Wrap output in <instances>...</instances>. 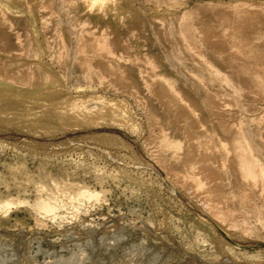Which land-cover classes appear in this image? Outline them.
I'll return each mask as SVG.
<instances>
[{
    "label": "rangeland",
    "instance_id": "1",
    "mask_svg": "<svg viewBox=\"0 0 264 264\" xmlns=\"http://www.w3.org/2000/svg\"><path fill=\"white\" fill-rule=\"evenodd\" d=\"M84 1L0 0V264H264V193L240 180L250 156L264 167V0ZM197 5L196 23L185 13ZM196 43L222 51V71ZM190 120L215 162L198 158Z\"/></svg>",
    "mask_w": 264,
    "mask_h": 264
},
{
    "label": "bare ground",
    "instance_id": "2",
    "mask_svg": "<svg viewBox=\"0 0 264 264\" xmlns=\"http://www.w3.org/2000/svg\"><path fill=\"white\" fill-rule=\"evenodd\" d=\"M52 1V0H51ZM84 1V0H83ZM88 1V0H87ZM98 1V0H97ZM100 1V0H99ZM47 2V1H46ZM46 2H44L45 3V5H46ZM49 2V1H48ZM74 2V1H73ZM86 1H84V3H85ZM91 2V1H90ZM44 3H43V5H44ZM62 3V2H61ZM83 3V4H84ZM89 3V2H88ZM97 3H99V2H97ZM50 2H49V4H47V6L49 7L50 6ZM86 4V3H85ZM92 4V3H91ZM94 4V3H93ZM238 4V3H237ZM44 5V6H45ZM53 5V4H52ZM87 5V4H86ZM90 5V4H89ZM204 5V4H203ZM229 5V4H228ZM239 5V4H238ZM43 6V7H44ZM201 5H197V6H195V7H193L192 9H190V10H188L186 13H185V15L187 16V17H189V20H190V18H192V20L193 19H195L196 20V23H197V21H199V20H201L202 19V17L201 16H197L196 14V9L197 8H201L200 7ZM218 6H219V4H218ZM252 6V5H251ZM41 7V6H40ZM51 7V6H50ZM233 7V6H232ZM237 7V6H236ZM258 7V6H257ZM52 8V7H51ZM203 8H204V6H203ZM49 9V8H48ZM230 9V8H229ZM237 9V8H236ZM51 10V9H50ZM204 10V9H203ZM202 10V11H203ZM238 10V9H237ZM243 10V9H242ZM238 12H240V11H238ZM42 13V12H41ZM44 13V12H43ZM42 13V14H43ZM47 13H48V11H47ZM244 13V12H243ZM240 14V13H239ZM44 15H45V13H44ZM52 15V14H51ZM228 15V14H227ZM45 16H47V15H45ZM195 17V18H194ZM45 18H48V17H45ZM178 18H180V17H178ZM186 18V17H185ZM223 18V17H222ZM177 19V18H176ZM188 19V18H187ZM227 19H228V17H227ZM153 20V19H152ZM194 20V21H195ZM224 20V19H223ZM49 21V20H48ZM156 23H157V20H154ZM12 22V21H11ZM50 22V21H49ZM184 22V21H183ZM217 22V21H216ZM234 22V21H233ZM19 23H20V21H19ZM191 23H193V22H191ZM220 23V22H219ZM222 23H223V21H222ZM15 24V23H14ZM209 24V23H208ZM210 26V25H209ZM224 26V25H223ZM1 27V26H0ZM48 27V26H47ZM20 28H21V26H20ZM162 28H164V27H162ZM1 29V28H0ZM98 29V28H97ZM182 29V28H181ZM2 30H4V28L2 29ZM107 30V29H106ZM144 30V29H143ZM185 30V29H184ZM5 31V30H4ZM147 31V30H146ZM208 31V30H207ZM232 32H233V30H231ZM141 32V31H140ZM185 32V31H184ZM198 31H196V33H197ZM225 32H226V30H225ZM229 32V31H228ZM0 33H1V30H0ZM26 33V32H25ZM114 33V32H113ZM192 33H194L195 34V31H192ZM217 33V32H216ZM230 33V32H229ZM6 34V33H5ZM167 34L169 35V33L167 32ZM182 34V33H181ZM210 34V33H209ZM226 34H227V32H226ZM2 35L3 36H6V35H4L3 33H2ZM1 34H0V36H2ZM8 35H9V33H8ZM31 35V34H30ZM116 35H117V33H116ZM206 35H208V34H206ZM206 35H204V36H206ZM223 35V34H222ZM227 35H229V34H227ZM226 35V36H227ZM263 35V34H262ZM164 36H166V34L164 35ZM230 37H231V35H229ZM229 36L227 37V38H229ZM236 36H237V34H236ZM114 37V36H113ZM196 37V36H195ZM199 37V36H198ZM198 37H197V40H200V37H199V39H198ZM203 36H201V38H202ZM207 37V36H206ZM233 37V36H232ZM264 37V36H263ZM5 39L6 38H9L8 36L7 37H4ZM117 38V37H116ZM185 38V37H184ZM191 38V40H193V38L192 37H190ZM189 38V39H190ZM205 37H203V39H204ZM208 38V37H207ZM1 39H2V37H1ZM113 39H115V37L113 38ZM166 39V38H165ZM202 39V40H203ZM209 39V38H208ZM211 39V38H210ZM209 39V40H210ZM230 40V39H229ZM237 40H240V39H237ZM245 40V39H244ZM260 40V39H259ZM5 41H7V40H5ZM170 41V40H169ZM194 41V40H193ZM10 42V41H9ZM116 42H117V39H116ZM187 42V41H186ZM197 42V41H196ZM231 42V41H230ZM237 42V41H236ZM198 43H199V41H198ZM229 43V42H228ZM4 44H6V43H4ZM11 44V43H10ZM9 44V45H10ZM118 44V43H117ZM186 44V43H185ZM195 44V43H194ZM194 44H193V53L196 55V56H199L200 57V59H202V60H204V61H206L207 63H208V65L209 66H211L212 68H214L215 70H214V72L216 71V72H218V71H222L223 70V68H224V54L222 53V51H220L219 53H220V56H218L217 54H215V55H217V57L216 56H211V55H209V56H206V54L205 53H207V52H205L204 50H203V48H204V46H203V44L202 45H198L197 43V45H195L194 46ZM199 44H201V41H200V43ZM225 44V43H224ZM241 44V43H240ZM250 44V43H249ZM263 44V43H262ZM188 45V44H187ZM187 45H185V46H187ZM253 45V44H252ZM255 45V44H254ZM13 46V45H12ZM214 46V45H213ZM225 46V45H224ZM1 47H3V46H0V48ZM256 47H257V45H256ZM4 48L5 47H3V51H4ZM7 48V47H6ZM115 49H117L118 50V48H115ZM137 49V48H136ZM211 49V48H210ZM210 49H208V50H210ZM135 50V49H134ZM188 50H190V48L188 49ZM187 50V51H188ZM264 50V49H263ZM1 51H2V49H1ZM31 51V50H30ZM135 51H137V50H135ZM191 51V50H190ZM190 51H188V53H190ZM212 52H213V50H211ZM233 51V50H232ZM242 51H244V50H242ZM253 51V50H252ZM255 51V50H254ZM262 51V50H261ZM26 52V51H25ZM264 52V51H263ZM6 53V52H5ZM215 52H213L212 54H214ZM217 53H218V51H217ZM236 53H238V52H236ZM176 54V53H175ZM193 54V55H194ZM6 55H7V53H6ZM9 55V54H8ZM99 55V54H98ZM191 55V54H190ZM236 55V54H235ZM240 55H241V52H240ZM243 55H245V53H243ZM123 56V55H122ZM151 56H152V54H151ZM195 56V57H196ZM13 57V56H12ZM16 57V56H15ZM101 57H102V55H101ZM242 57V56H241ZM247 57V56H246ZM248 58V57H247ZM195 59V58H194ZM198 58L196 57V60H197ZM200 59H199V61H200ZM236 59H237V57H236ZM36 60V59H35ZM38 60V59H37ZM106 60V59H105ZM113 60V59H112ZM115 60V59H114ZM251 60V59H250ZM118 61V60H117ZM130 61V60H129ZM159 61V60H158ZM240 61V60H239ZM238 61V62H239ZM114 62V61H113ZM115 62H116V60H115ZM119 62V61H118ZM189 62H190V60H189ZM193 62V61H192ZM198 62V61H197ZM203 62V61H202ZM230 62V61H229ZM232 62V61H231ZM237 62V63H238ZM241 62V61H240ZM253 62V61H252ZM251 62V63H252ZM117 63V62H116ZM120 63H124V62H121L120 61ZM128 63V62H127ZM132 63V61L131 62H129L128 64H131ZM158 63V62H157ZM188 63V62H187ZM191 63V62H190ZM201 63V62H200ZM206 63V64H207ZM250 63V62H249ZM248 63V64H249ZM15 64V63H14ZM118 64V63H117ZM128 64H126V65H128ZM133 64V63H132ZM186 64V62L184 63V65ZM189 64V63H188ZM188 64H187V66H188ZM231 64V63H230ZM248 64H246L247 66H248ZM119 65V64H118ZM120 65H122L123 66V64H120ZM135 65V64H134ZM160 65V64H159ZM192 65H194V64H192ZM201 65H202V63H201ZM201 65H200V67H201ZM238 65L239 64H237V67H238ZM243 65H245L244 63H243ZM252 65H254V63H252ZM12 66V65H11ZM10 66V67H11ZM92 66V65H91ZM130 66V65H129ZM128 66V67H129ZM131 66H133V65H131ZM195 66H198V65H195ZM205 66H207V65H205ZM232 66V65H231ZM236 66V65H235ZM94 67V66H93ZM111 67H113V65H111ZM111 67H110V69H111ZM124 67H126L125 65H124ZM134 67V66H133ZM133 67H131V68H133ZM183 67V66H182ZM185 67V66H184ZM204 67V66H203ZM233 68H234V66H232ZM12 68V67H11ZM44 68V67H43ZM113 68H116V66L115 67H113ZM120 68V67H119ZM127 68V67H126ZM130 68V67H129ZM129 68H127V69H129ZM135 68H137V70H138V67L136 66ZM192 68V67H191ZM191 68H189V69H191ZM197 68V67H196ZM204 68H206V67H204ZM229 68V67H228ZM231 68V67H230ZM236 68V67H235ZM233 69V71L234 70H236V69ZM251 68H253V66L251 67ZM31 69H32V65H31ZM31 69H30V71H29V73L31 74ZM121 69V68H120ZM120 69H119V71H120ZM124 69V68H123ZM134 69V68H133ZM161 69V68H160ZM160 69L158 70V71H160ZM187 69V68H186ZM188 69V70H189ZM194 69V68H193ZM198 70L200 69V68H197ZM239 69V68H238ZM238 69H237V71H238ZM256 69V68H255ZM8 70V69H7ZM19 70V69H18ZM25 70V72H26V69H24ZM34 70V69H33ZM46 69L44 68V71H45ZM94 70L96 71V72H98L99 74H100V76H102V75H105V70L103 69V67L101 66V65H96L95 66V68H94ZM112 70V69H111ZM110 70V71H111ZM122 70V69H121ZM230 70H232V68L230 69ZM242 70H244V69H242ZM257 70V69H256ZM255 70V71H256ZM262 70V69H261ZM264 70V69H263ZM23 71V70H22ZM35 71V70H34ZM124 71V70H123ZM123 71H120L118 74L120 75V77L121 78H124V73H123ZM126 71V70H125ZM130 71V70H129ZM132 71V70H131ZM191 71V70H190ZM190 71H189V73H190ZM193 71H195V69L193 70ZM202 71L205 73V70H203L202 69ZM227 71H229L228 69H227ZM254 71V70H253ZM254 71V72H255ZM25 72H24V74H25ZM128 72V71H127ZM136 72V71H135ZM156 72V71H155ZM208 72V71H207ZM206 72V73H207ZM6 73V72H5ZM10 73V72H9ZM41 73V72H40ZM45 74H48V73H46V72H44ZM129 73V72H128ZM139 74V72H136V74ZM187 73H188V71H187ZM191 73H192V71H191ZM210 73V72H209ZM219 73H221V72H219ZM218 73V75H217V77L220 75ZM258 73V72H257ZM22 74V73H21ZM34 74H35V72H34ZM37 74V73H36ZM42 74H43V70H42ZM41 74V75H42ZM50 74V73H49ZM137 74V75H138ZM193 74V73H192ZM198 74H200V73H198ZM232 74H234V73H232ZM260 74V73H259ZM258 74V75H259ZM9 75V74H8ZM17 75V74H16ZM32 75V74H31ZM127 75V74H126ZM130 75H132V73L131 74H129V76ZM137 75H135L136 77H138ZM196 75V74H195ZM192 76V75H190V76H192V77H195L196 78V76ZM210 75V74H209ZM216 75V74H215ZM257 75V74H256ZM261 75V74H260ZM37 76V75H36ZM35 76V77H36ZM51 75H49V77H50ZM211 76L212 75H210V76H208L207 77V79L210 77L211 78ZM213 76H214V73H213ZM12 77V76H11ZM10 77V78H11ZM24 77H25V75H24ZM32 76H30V78H31ZM42 77H44V76H42ZM42 77H36V78H42ZM99 77V76H98ZM125 77H128V76H125ZM130 77H132V76H130ZM158 77V76H157ZM4 78H5V76H4ZM7 78V77H6ZM1 79V78H0ZM16 79H18L17 77H16ZM19 79H21V77L19 78ZM44 79V78H43ZM129 79V78H128ZM133 79V78H132ZM139 79V78H138ZM137 79V80H138ZM176 79V78H175ZM197 79V78H196ZM200 79V78H199ZM3 80V79H2ZM1 80V81H2ZM8 80H9V78H8ZM14 80V79H13ZM12 80V81H13ZM48 80V79H47ZM123 80V79H122ZM125 81L127 80V79H124ZM130 80V79H129ZM140 80V82L141 81H144V80H141V78L139 79ZM150 80V79H149ZM162 80V79H161ZM164 80V79H163ZM165 80H166V78H165ZM209 80V79H208ZM207 80V81H208ZM212 80H213V78H212ZM212 80H210V81H212ZM7 81V80H6ZM31 81V80H30ZM45 81H46V78H45ZM131 81V80H130ZM133 81H134V79H133ZM160 81V80H159ZM205 81V80H204ZM19 82V81H18ZM38 82V81H37ZM44 82V81H43ZM129 82V81H128ZM132 82V81H131ZM139 82V81H138ZM178 82H179V80H178ZM178 82H176V83H178ZM199 82V81H198ZM10 83H12V82H10ZM17 83V82H16ZM15 83V84H16ZM34 83V82H33ZM133 84L135 83V82H132ZM174 83V82H173ZM181 83V82H180ZM182 83H183V81H182ZM204 82L202 81V84H203ZM207 83V82H206ZM29 84V83H28ZM43 84V83H42ZM41 84V85H42ZM136 84V83H135ZM141 84V83H140ZM200 84H201V82H200ZM209 84V83H208ZM211 84H213V83H211ZM210 84V85H211ZM216 84H218L217 82H216ZM215 84V87L217 86ZM17 85V84H16ZM29 85H31V84H29ZM33 85V84H32ZM35 85V84H34ZM39 85V84H38ZM179 83H178V87H177V85H175L177 88H175V89H178L179 88ZM183 85V84H182ZM185 85V84H184ZM261 85V84H260ZM37 86V85H36ZM134 86V85H133ZM188 86H190L191 87V85L189 84ZM214 86V85H213ZM233 86H234V83H233ZM28 87V86H27ZM143 87V86H142ZM142 87H141V89H142ZM171 87L173 88V86L171 85ZM218 87V86H217ZM31 88V87H30ZM132 88V87H131ZM183 88V87H182ZM187 88V87H186ZM189 88V87H188ZM258 88V87H257ZM144 89H145V87H144ZM191 89H192V87H191ZM235 89H236V87H235ZM169 90H170V86H169ZM168 90V91H169ZM174 90V89H173ZM178 90H180V88L178 89ZM178 90H176V91H178ZM190 90V89H189ZM201 90V89H200ZM214 90V89H213ZM213 90H211V92H214ZM218 90V89H217ZM223 90V89H222ZM138 91H139V89H138ZM163 91H164V89H163ZM166 91H167V89H166ZM204 91V90H203ZM236 91V90H235ZM131 92V91H130ZM191 93H192V91H190ZM202 92V91H201ZM222 92V91H221ZM228 92V91H227ZM241 92V91H240ZM152 93V92H151ZM162 93H164V92H161V94ZM226 93V92H225ZM251 93V92H250ZM263 93V92H262ZM135 94H136V92H135ZM137 94H138V92H137ZM141 94V93H140ZM148 94H149V92H148ZM153 94V93H152ZM165 94H166V92H165ZM165 94H163V95H165ZM168 94V93H167ZM174 94H175V92H174ZM181 94H183V93H181ZM186 95H187V90H186V93H185ZM216 94V93H215ZM170 95V94H169ZM195 95V94H194ZM199 95V94H198ZM223 95H224V93H223ZM248 95V94H247ZM246 95V96H247ZM144 96V95H143ZM166 96V95H165ZM175 96V95H174ZM177 96V95H176ZM191 96H192V94H191ZM201 96H202V94H201ZM213 96V95H212ZM227 96V95H226ZM135 97H137V96H135ZM172 97V96H171ZM170 97V98H171ZM192 97H194V96H192ZM230 97V96H229ZM139 98V97H138ZM144 98H145V96H144ZM148 98V97H147ZM168 98V97H167ZM194 98H197V97H194ZM216 98V97H215ZM215 98H211L210 100H209V102H211V103H216V104H219L220 105V107H221V104L223 103L222 101H218L217 100V98L215 99ZM233 98V97H232ZM232 98H231V100H232ZM140 99V98H139ZM226 99V98H225ZM224 99V100H225ZM260 99V98H259ZM145 100H146V98H145ZM149 102H150V98L149 99H147ZM221 100V99H220ZM234 100V99H233ZM155 101H156V98H155ZM229 101V99L227 100V102ZM263 101V100H262ZM157 102V101H156ZM155 102V103H156ZM225 102H226V100H225ZM226 102V103H227ZM235 102H238L237 101V98H236V101ZM146 103H148V102H146ZM155 103H154V107H155V110H157L156 109V106H158L159 107V104L157 105L156 104V106H155ZM149 104V103H148ZM190 104V103H189ZM199 104V103H198ZM224 104V103H223ZM140 105V104H139ZM145 105V104H144ZM235 105H236V103H235ZM238 105V104H237ZM244 105V104H243ZM202 106V105H201ZM228 106V105H227ZM163 107V105L161 106V108ZM178 107V106H177ZM195 107H197V105L195 106ZM223 107H225V106H223ZM237 107V106H236ZM238 108V107H237ZM149 111H150V106H149ZM177 109V108H176ZM211 109V108H210ZM245 109H248V108H245ZM244 109V110H245ZM254 110H255V108H253ZM152 110V109H151ZM154 110V111H155ZM194 110L196 111V115H200V113H199V111H198V109L197 108H194ZM249 110V109H248ZM147 111V110H146ZM148 111V112H149ZM159 111V110H158ZM178 111H180V110H178ZM206 111V110H205ZM245 111H247V110H245ZM153 112V111H152ZM177 112V111H176ZM210 112V111H209ZM237 112V111H236ZM239 112V111H238ZM250 112H252L251 110H250ZM254 112V111H253ZM118 113V112H117ZM156 113V112H155ZM177 113H179V112H177ZM211 113V112H210ZM147 114H149V113H147ZM206 114H207V112H206ZM220 114H222V112H220ZM151 115V114H150ZM159 115H162V114H159ZM158 115V116H159ZM181 115V114H180ZM185 115V114H184ZM171 116V115H170ZM207 116V115H206ZM149 117V116H148ZM163 117V116H162ZM150 118H151V116H150ZM241 118L242 117H240V122H244V121H242L241 120ZM149 119V118H148ZM188 119V118H187ZM259 119V118H258ZM257 119V120H258ZM264 119V118H263ZM152 120V119H151ZM244 120V119H243ZM246 120V119H245ZM250 120V119H249ZM262 120V119H261ZM205 121V120H204ZM203 121V122H204ZM247 121V120H246ZM154 122V121H153ZM218 122V121H217ZM258 122H260V121H258ZM210 123H211V121H210ZM247 123V122H246ZM246 123H245V125H246ZM186 123H183V125H185ZM217 124V123H216ZM243 125H244V123H242ZM251 124H253V125H255V123H251ZM232 125V124H231ZM235 125V124H234ZM248 125V124H247ZM250 125V124H249ZM248 125V126H249ZM213 126V125H212ZM240 127H241V123H240V125H239ZM251 126V125H250ZM249 126V127H250ZM258 126H260V123H259V125ZM157 127V126H156ZM172 127V126H171ZM215 127H216V125H215ZM237 127V126H236ZM236 127H234L233 125L230 127V125H229V127H224V126H222V128L221 129H223V130H226V131H228V133H229V135H231V133L232 134H235L236 135V138L238 139V141H241V139H240V136H243V133H242V135L239 133L240 131H242L243 130V127H242V130L240 129V130H238ZM256 127H257V125H256ZM170 128V127H169ZM186 127H184V129H185ZM246 128V130H247V126L245 127ZM253 128V127H252ZM251 129V128H250ZM254 129H255V126H254ZM253 129V130H254ZM260 129L262 130L263 128H261L260 127ZM159 130H161V127H160V129ZM171 130V129H170ZM188 130H189V132L187 131L186 133H185V135L188 137V135H189V133H190V137H191V139H192V141H193V143H194V145L196 144L197 146H196V148H195V150L197 151V154H198V158L199 159H201V161H204V160H207V161H213V158L215 157V154H214V148H213V146L209 143V140H208V135H207V132H208V128L206 127V129H205V131H203V130H200L199 128H197V126L195 125V123L192 121V120H190V126H189V128H188ZM216 130V129H215ZM252 130V129H251ZM250 130V131H251ZM252 130V131H253ZM264 130V129H263ZM172 131H173V127H172ZM216 131H219V128H218V130H216ZM260 131V130H259ZM220 132V131H219ZM225 132V131H224ZM255 132V131H254ZM159 133V132H158ZM249 133V132H248ZM257 133L258 132H255V134L257 135ZM263 133V132H262ZM169 134H170V132H169ZM182 134V133H181ZM221 134V133H220ZM246 134V133H245ZM250 134V133H249ZM249 134H246V135H249ZM261 133H259V135H260ZM214 135V134H213ZM253 136H254V133L252 134ZM220 136V135H219ZM222 136V135H221ZM225 136V135H224ZM261 136V135H260ZM179 137V136H178ZM177 137V138H178ZM185 137V136H184ZM190 137H188V138H190ZM249 137V136H248ZM216 138V140L215 141H217V137H215ZM233 138V137H232ZM180 139V138H179ZM245 139H246V136H245ZM251 139V138H250ZM254 139V138H253ZM253 139H252V141H253ZM264 139V138H263ZM173 140V139H172ZM175 140V139H174ZM186 140V139H185ZM220 140V139H219ZM218 140V141H219ZM167 141V140H166ZM168 141H170V140H168ZM224 141V140H223ZM244 141V140H243ZM250 141V140H249ZM164 142H165V138H164ZM164 142H162V143H164ZM179 142V141H178ZM182 142V141H181ZM189 143H187V145H190L191 146V144H193V143H191L190 142V140L188 141ZM247 142H248V140H247ZM247 142H246V144H247ZM157 143V142H156ZM167 144H168V142H166ZM186 143V142H185ZM184 143V144H185ZM169 144H170V142H169ZM183 144V145H184ZM239 144V143H238ZM246 144H242V146L241 147H247V145ZM174 145H176V143H174ZM182 145V144H181ZM254 145V144H253ZM179 146V145H178ZM189 146V147H190ZM238 146H240V145H238ZM166 148V147H165ZM168 148H170V147H168ZM193 149H194V147H192ZM224 148V147H223ZM189 149V148H188ZM241 149V148H240ZM256 149V148H255ZM167 150V149H166ZM179 150V149H178ZM183 150V149H182ZM186 149H184L183 150V152L185 151ZM187 151V150H186ZM190 151V150H189ZM241 151V150H240ZM239 151V152H240ZM250 152V151H249ZM255 152H257V150H255ZM184 153H186V152H184ZM192 152L190 151V152H188L187 151V155H188V157H187V159H186V161L184 162L185 163V167L186 166H189V164H191L192 165V167H195V163L194 162H192L193 160L192 159H190L189 158V156H190V154H191ZM252 154V153H251ZM253 155V154H252ZM177 156V155H176ZM260 156H262V155H260ZM159 159V158H158ZM240 160H241V158H240ZM245 160V159H244ZM248 161L246 162V166L248 167V170L246 169V171L244 172H242V169H243V167L244 166H242V169L240 170L241 172H240V175H242V178L240 179V180H243L242 182L243 183H246L247 184V186L249 187L250 185L249 184H251V186H253V188L255 187H257V186H259L260 187V189L263 191V193H264V167H262L261 165H260V162H259V159L257 158V156L255 157V156H250L248 159H247ZM232 161V160H231ZM191 162V163H190ZM213 162H215V161H213ZM240 162V161H239ZM166 163V162H165ZM234 163H235V161H234ZM233 163V164H234ZM167 164V163H166ZM166 164H165V166H166ZM177 165V164H176ZM175 165V166H176ZM208 165H209V163H208ZM212 164H210L209 166H211ZM164 166V167H165ZM170 167H171V169L174 171V174H175V176L178 178V180L179 181H181L182 183H190V184H193L194 185V187H196V188H200V184H202L201 183V179L200 178H198V177H200V175H198L197 176V178H196V176H194L193 175V171L191 170V171H189V169L188 170H186V169H178V168H175V166L173 167V166H171V165H169ZM236 166H239L240 167V163H236ZM200 167H201V165H200ZM200 167H199V171H200ZM204 167V166H203ZM202 167V168H203ZM208 167V166H207ZM168 168V167H167ZM187 168V167H186ZM201 168V169H202ZM238 168V167H237ZM170 169V168H169ZM212 168H210V170H211ZM166 170V169H165ZM203 170V169H202ZM209 170V169H208ZM208 170H206L205 172H203L204 174H206L207 172H208ZM209 170V171H210ZM213 170V169H212ZM212 170L210 171L212 174L214 173L215 175L217 174L218 175V173L221 175V180L224 182L226 179H228L227 178V176H226V173H225V171L223 170V169H220V170H218V171H216V170H213V172H212ZM238 170V169H237ZM173 171H172V173H173ZM216 171V172H215ZM196 171H194V173H195ZM201 172V173H202ZM239 172V171H238ZM196 174V173H195ZM199 174V173H198ZM210 174V173H209ZM213 174V175H214ZM214 175V176H215ZM206 176V175H205ZM213 176V177H214ZM201 177H202V175H201ZM206 177H209L210 178V175H207ZM211 177H212V175H211ZM218 177H220V176H217V178ZM235 178V177H234ZM203 179H205V177L203 178ZM203 179H202V181H203ZM209 180H211V179H209ZM237 180V179H236ZM204 182V187H205V184L207 183V182H205V181H203ZM216 182V181H215ZM213 183H214V181H213ZM219 184V183H218ZM192 185V186H193ZM215 186V185H214ZM193 187V188H194ZM217 187H221V185H219V186H217L216 185V188ZM189 188V187H188ZM190 188H192V187H190ZM196 188H194V189H196ZM207 188V187H206ZM225 188V187H224ZM242 188V187H241ZM258 188V187H257ZM203 189V188H202ZM240 189V188H239ZM220 190V189H219ZM226 190V189H225ZM238 190V189H237ZM243 190H244V188H243ZM213 191V190H212ZM220 191H223V190H220ZM229 191V190H228ZM227 191V192H228ZM239 191H241V193H242V190H239ZM238 191V192H239ZM245 191V190H244ZM234 192V191H233ZM246 192V191H245ZM217 193V192H216ZM244 193V192H243ZM249 193V192H248ZM229 194H230V192H229ZM243 195V194H242ZM249 194H247V196H248ZM254 195V194H253ZM251 197V196H250ZM249 197V198H250ZM208 198V197H207ZM248 200V199H247ZM221 201V200H220ZM243 201V200H242ZM244 204H245V202H244ZM220 206V205H219ZM216 207V210L215 211H220V207ZM222 207V206H221ZM257 208V207H256ZM223 209V208H222ZM252 211V210H251ZM227 212H228V210H227ZM217 213V212H216ZM215 213V214H216ZM232 213H233V211H232ZM225 214V213H224ZM256 214V213H255ZM219 215V214H218ZM222 217V216H221ZM232 218V217H231ZM238 222V221H237Z\"/></svg>",
    "mask_w": 264,
    "mask_h": 264
}]
</instances>
